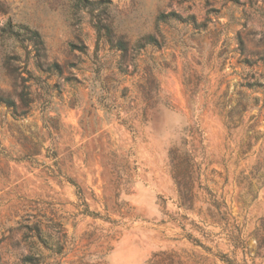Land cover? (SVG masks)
Instances as JSON below:
<instances>
[{"label": "rangeland", "instance_id": "rangeland-1", "mask_svg": "<svg viewBox=\"0 0 264 264\" xmlns=\"http://www.w3.org/2000/svg\"><path fill=\"white\" fill-rule=\"evenodd\" d=\"M9 19L61 71L0 40V264H264V0H0Z\"/></svg>", "mask_w": 264, "mask_h": 264}, {"label": "trees", "instance_id": "trees-1", "mask_svg": "<svg viewBox=\"0 0 264 264\" xmlns=\"http://www.w3.org/2000/svg\"><path fill=\"white\" fill-rule=\"evenodd\" d=\"M77 4H82V0H77ZM164 14H160L158 19H163ZM96 33L98 38H106L110 44L114 45L117 49L125 52L127 50V43L121 39L117 38L115 39L114 33L111 27L105 24L98 23L96 24ZM7 38H12V43H9L6 41ZM145 42L144 43H152L155 41V37L153 35H147L144 37ZM0 40L2 45H6L10 48L9 53L6 55V63L12 64L14 61L19 60V55L14 47L13 44H19L20 47L26 49L27 47H30L28 50L29 52H32V63L35 68L45 67L43 70L45 71H61V66L56 63H46L45 62V49H44V42L42 40L41 34L36 30L30 27L27 24L24 23H13L10 19L6 21V23L2 26L0 29ZM11 52V53H10ZM23 64H20L23 69L26 70L27 61H23ZM45 65V66H44ZM29 73V71L27 70ZM30 86L24 85L20 94H19V100L20 103L24 106H29V104L33 101V98L31 97L30 92ZM0 103L4 104L7 108L11 109L12 111H17L19 106L16 103L15 100H13L11 97L4 95L0 91ZM69 182L75 185L70 179H68ZM77 188V191L80 192V189L77 185H75Z\"/></svg>", "mask_w": 264, "mask_h": 264}]
</instances>
